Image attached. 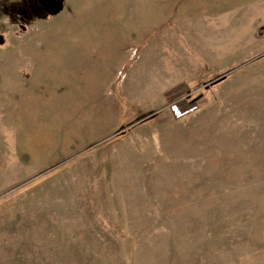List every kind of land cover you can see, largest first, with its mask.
<instances>
[{"label": "rangeland", "instance_id": "obj_1", "mask_svg": "<svg viewBox=\"0 0 264 264\" xmlns=\"http://www.w3.org/2000/svg\"><path fill=\"white\" fill-rule=\"evenodd\" d=\"M57 2L0 0V264H264V0Z\"/></svg>", "mask_w": 264, "mask_h": 264}, {"label": "trees", "instance_id": "obj_2", "mask_svg": "<svg viewBox=\"0 0 264 264\" xmlns=\"http://www.w3.org/2000/svg\"><path fill=\"white\" fill-rule=\"evenodd\" d=\"M57 1L59 3L60 0H57ZM11 7H12V5H11ZM20 9H22V6H20L19 4H14L13 5V10L15 12H17ZM59 9H60V6L56 7L55 11L57 12ZM182 88H183V85L181 84V85L177 86L175 89L176 90H180V89L182 90ZM195 106H196V104H195L194 100H191V101H188V102L187 101H180V102H178L176 104H173L172 110L174 111L175 115L179 116L182 113H185V112H187V111H189L191 109H194Z\"/></svg>", "mask_w": 264, "mask_h": 264}, {"label": "crops", "instance_id": "obj_3", "mask_svg": "<svg viewBox=\"0 0 264 264\" xmlns=\"http://www.w3.org/2000/svg\"><path fill=\"white\" fill-rule=\"evenodd\" d=\"M66 77V76H65ZM65 81H67V79L65 78L64 79V82ZM35 85V84H34ZM36 87H37V89H42L43 88V85H40V84H36ZM60 89H62L61 90V93L59 94V95H61V96H64L65 98L67 97V94L66 93H64V91H65V86L64 87H61ZM25 93V92H24ZM24 95V94H23ZM37 94L36 93H33L32 94V96H33V101H34V99L36 98V97H38V98H45V100H47L48 99V95H46V94H39L38 96H36ZM10 96L12 97V98H10L9 100H10V102H9V104H13V99L14 100H16V94H13V93H10ZM42 102H44V99H42ZM24 103V102H23ZM36 103H34L33 104V106H35V111L36 112H38L39 111V109L40 108H38V106H36L35 105ZM15 107V105L14 106H12L11 108H10V112H12L13 111V113H14V115L16 116V114H17V111H18V108H19V106H18V108H16L15 110H13V108ZM38 108V109H37ZM21 112H23L24 114H23V116H27V112H26V109H25V104H23L22 105V107H21ZM25 109V110H24ZM43 110H44V108H42ZM44 112H45V110H44ZM17 117H20L21 118V115L19 114V115H17ZM26 126V125H25Z\"/></svg>", "mask_w": 264, "mask_h": 264}, {"label": "water", "instance_id": "obj_4", "mask_svg": "<svg viewBox=\"0 0 264 264\" xmlns=\"http://www.w3.org/2000/svg\"><path fill=\"white\" fill-rule=\"evenodd\" d=\"M57 4H58V2H57ZM53 6H56V4H55V5H53ZM53 6H52V7H53Z\"/></svg>", "mask_w": 264, "mask_h": 264}]
</instances>
